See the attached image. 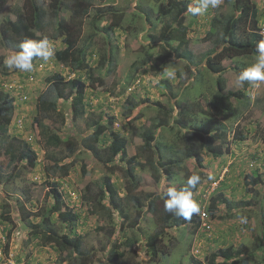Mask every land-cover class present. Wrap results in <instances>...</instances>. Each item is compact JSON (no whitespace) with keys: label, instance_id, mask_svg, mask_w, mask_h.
I'll return each mask as SVG.
<instances>
[{"label":"rangeland","instance_id":"374dc122","mask_svg":"<svg viewBox=\"0 0 264 264\" xmlns=\"http://www.w3.org/2000/svg\"><path fill=\"white\" fill-rule=\"evenodd\" d=\"M15 1L20 3V0H7L5 6L0 9V20L9 13L11 4ZM47 1L43 0V2ZM91 1L100 2V0ZM107 3L118 11H124L125 14L121 21L122 30H117L116 36L105 37L100 34L89 59L90 65L95 68L93 73L96 74L100 67L98 61L105 51L107 39L115 47L112 71L102 77V82L105 84L96 83L92 86L87 80V70L80 72L72 70L67 63L56 60L54 56L48 61L41 58L36 60L30 72L8 68V75L0 73V94L8 93L14 97L13 122L9 127V134L17 135L19 141H28L36 154V164L32 167L23 165L20 174L15 178H11L14 169L10 167L13 165L1 170L0 213L9 210L13 215L17 216L18 213L21 218L28 217L27 219L37 223L43 208L46 207L47 192L52 187V182L57 181L59 184L57 188L61 192L63 201L66 200L69 206L76 208L82 219L78 233L82 238V248L93 254L92 261L99 264L104 259V252L111 247L115 238L121 242L127 235L138 233L135 236L137 242L129 248H123L126 255L125 263L135 264L142 259L145 240L138 227L133 225L125 227L127 233L125 235L122 231L115 230L120 221L118 212L112 214L113 219L109 215H103L102 210L99 209L89 213L88 198L98 190L102 178L109 177L119 195L123 197L124 207L128 208L127 211L133 219L135 213L131 201L124 198L130 188L126 166L116 164L113 170L106 169L99 162H92L89 152H83L76 161L72 156L70 158L66 156L67 160L75 161L67 175L50 177L44 171L42 161L50 160L52 157L62 158L67 153L62 148L55 149L50 146L48 152L42 149L41 143L44 142L40 135L42 129L33 122L36 116V98L44 91L47 78L55 73L61 74L66 79L69 76L80 79L86 86V107L71 123L83 135L86 134L91 122L101 121L107 124L108 128L102 136L103 140L109 142L113 134H120L126 138L128 156L137 153V147L141 144V135L160 124L163 119L160 109L162 107L164 110L170 109L177 99L186 97L193 103L200 102L211 113V116L206 117L199 113L198 118L218 119L221 113L217 114L214 108L218 94L213 91L214 77L207 68L206 61L210 50L216 44L221 45L223 36L213 27L211 19L214 16L223 19L235 13L243 4L253 3L258 10V27L261 29L264 23V0H222L217 8H209L206 14L198 15L188 33L189 41L186 43L188 59L172 57L173 54L167 46L160 47L161 40L157 41L160 30L172 16L161 12L154 0H104L103 4ZM193 3L195 0H191L188 6L191 7ZM44 7L47 9V6ZM149 8L150 21L146 22L145 12ZM49 12L47 10V13ZM62 15L67 18L70 12L63 11ZM103 25H106V21L100 23L101 27ZM54 28L53 20L49 21L42 35L56 49L63 46V36H54ZM89 28L86 23L82 34L90 33ZM147 50L152 51L153 54L148 60L144 58L146 62L139 65L140 59L148 53ZM10 56L12 55H6L5 51L0 49V58L5 60ZM256 59L257 56L251 54L232 56L219 60L217 64L223 71L225 70L224 76L230 77L233 74L231 67L235 63L246 69L253 65ZM155 63H158V66L161 64V69L163 65L165 66L161 71L155 72L152 66ZM168 70L175 72L174 78L165 76ZM28 73L31 76L26 78L24 74ZM194 80L197 83L191 89L189 86ZM245 95L249 99L248 108L244 109V105L239 104L238 118L231 126L233 131H242L243 139H236L235 132H231L228 139L231 143L230 154L215 160L209 158L212 165L204 172L211 174V177L209 181L201 183L193 194V198L200 205V211H205V207L210 202H215L220 207L224 206L222 202L224 199L232 202V206L237 205L235 208L238 209L229 218L219 214L208 215L207 222L211 226L209 225V228L200 226L196 231H188L189 243L181 238L176 245H171L170 255L165 259L169 263L166 264H192L196 260L201 264H240L238 261L241 256L240 250L251 251L254 254L252 264H264V228L259 226V212L264 210V187L261 188V196L254 195L246 193L244 183L245 172L252 168L264 171V81L251 82L247 86ZM130 105H133L131 110H129ZM166 116L170 120L169 115ZM56 117V120L63 121L62 126L60 122L50 119L48 128L60 134L70 123V116ZM57 127L62 130L57 132ZM82 167H85L84 173ZM191 171L194 172V169L191 168ZM132 175L142 189L154 190L156 180L148 168L135 166ZM245 214L249 218L246 223H241L239 218ZM15 218L12 219L14 221L12 230L8 222L0 224V251L4 256L0 264H71L64 258L65 252L58 253L49 246L38 244L33 248L28 246L24 248V243L19 246L17 241L14 243L13 236L17 237V230L21 226ZM51 221L56 228H60V221L55 215L51 217ZM148 224L146 228L149 229L150 226V229L147 232L156 227L152 222ZM183 233L185 234V230ZM26 234L27 232H23V236ZM170 239L171 235L168 234L161 238V243L166 249L170 245ZM222 248L232 250L233 256L229 261L216 259V252ZM86 264L90 262L87 261Z\"/></svg>","mask_w":264,"mask_h":264},{"label":"trees","instance_id":"16d2710c","mask_svg":"<svg viewBox=\"0 0 264 264\" xmlns=\"http://www.w3.org/2000/svg\"><path fill=\"white\" fill-rule=\"evenodd\" d=\"M154 1L161 12L172 16L160 30V36L157 38V41L161 40L160 47L167 46L170 53L173 54L172 57L188 59V55H186L188 33L190 26L198 16L188 10L191 0ZM103 2L104 0H100L98 3H93L91 0H48L47 2L20 0V3L15 1L14 4H11L9 13L0 20V49L2 48L6 55H14L20 51V45L24 41L44 39L42 31L47 27L49 21L53 20L55 23L54 36H63V46L54 51L55 59L67 63L72 70L77 72L87 70V80L92 86H95L96 83L103 85L105 82H102V77L112 71L115 47L106 38L105 51L98 61L100 67L96 74L93 73L95 68L90 65L89 59L97 44L98 36L100 34L105 37L116 36L115 32L122 28L121 21L125 14L124 11H118L112 7L113 5L103 4ZM6 3L7 0H0V9ZM44 6H47V9ZM194 6H196L195 3L191 7ZM47 10L50 12L47 13ZM63 11H69V17H63ZM150 11L149 8L145 12L146 20H144L146 22L150 21ZM258 15V10L253 3H245L230 16L227 15L223 19L214 16L211 19L213 27L218 29L223 36L221 45L217 46L216 44L210 50L206 61V66L214 77L213 91L218 94L214 108L217 114L221 113L220 118H205L211 116V113L200 102L193 103L186 97L177 99L170 109L164 110L163 107L160 109L163 119L159 125H155L141 135V144L137 147V153L134 155L128 156L126 138L120 134H113L109 142L103 140L102 136L108 126L101 121L91 122L84 135L75 129L71 121L73 122L75 116H80L86 107V86L80 79L75 77L66 79L61 74L55 73L47 78L44 91L36 98V116L33 118V122L39 129H42L40 131V135L44 139V142L41 143L42 149L48 152L50 147L62 148L67 153L62 158L52 157L50 160L42 161L44 171L50 177L67 175L69 168H72L79 154L83 152H89L92 162H99L106 169L113 170L116 164L126 166L125 171L129 173L127 177L130 188L124 198L131 201V207L135 213L133 219L127 211L128 208L124 207L123 197L119 195L109 177H103L98 190L88 198L89 213L99 209L102 210L103 215L111 217L115 211L118 212L120 221L115 230L122 231L125 235L127 234L125 227L130 225L138 227L137 229L142 232L145 240L142 259L135 264L169 263L165 259L170 255V246L176 245L181 238L189 243L190 236H187V232L196 231L200 227L198 214H194L191 220L186 221L166 213L163 209L164 193L173 186L177 189L184 187L190 176L198 175L200 182L195 189H192L194 194L199 185L209 181L211 177V174L204 172L212 165L209 158L215 160L230 154L231 143L228 139L231 132H235L236 139H243L242 131H233L231 126L233 121L238 118L239 104L244 105V109L248 108L249 99L245 92L251 82L246 81L243 87L236 85L237 75L245 70L242 65L235 63L231 67L233 74L226 77L224 76L225 70L223 71L217 63L221 59L232 56L258 55L257 44L263 40L260 32L262 28L258 27ZM103 21H106V25L101 27L100 23ZM86 23L90 27V33L83 35L82 30ZM114 45L117 44L114 42ZM149 46L148 48H150ZM149 50H147L148 53L145 51L146 54L140 59L139 65L144 64L146 59L151 57L153 52ZM38 59L40 58H33V65ZM152 66H154L155 72H158L165 65L162 69L161 64L158 66V63ZM7 69L4 59L0 58V73L8 75ZM24 75L26 78L31 76L29 73ZM196 83L194 80L189 88L196 86ZM189 88L187 87V89ZM168 98L170 99L169 96ZM13 102V95L0 94V182L2 169L13 165L10 167V169H14L11 178H15L20 174L23 165L32 167L36 164L35 151L31 149L28 141H19L17 135L9 134V127L13 122ZM132 107L133 105H130L129 110ZM199 113L205 117L198 118ZM54 114L63 118L65 115L70 116V123L65 129L57 127V132L62 130L60 134L52 132L48 128L50 119L60 122L62 126L63 121L56 120L57 117ZM166 115H169L170 120ZM66 156L68 158L72 156L75 161L74 159L67 160ZM135 166L149 169L156 180L154 181V190H144L136 183V179L132 175ZM191 168L194 169V172L191 171ZM82 169L84 173L85 167ZM252 169L244 173L245 191L249 194L260 195L261 188L264 187V171ZM51 185L52 187L47 192L46 207L43 208L37 223L27 219L28 217L21 218L18 213L16 216L9 210H5L0 213V224L8 222L11 224L12 230L13 217H16L15 220L21 223L17 230V237L13 236V242L17 241L18 246L22 243H24V248L27 246L33 248L38 244L49 246L58 253L65 252L64 258L71 264H86L87 261L90 264H95L92 261L93 254L82 248V238L78 233L82 219L76 208L69 206L66 200L63 201L61 192L57 188L59 186L57 181H53ZM222 202L224 206L221 207L215 202L208 203L204 209L207 218L210 214L224 215L229 218L238 209L235 208L237 205L232 206L233 203L226 199ZM53 215L59 219L60 228H56L52 223ZM243 217L246 220L249 218L247 214ZM23 219L25 220L23 221ZM150 222L156 227L147 232L150 226L149 229L146 226ZM209 225L211 226V224ZM259 226L264 228V210L259 212ZM183 230H185V234ZM23 232H27L26 236H23ZM136 234L138 233L127 235L121 242L115 238L111 247L104 252V259L99 264H126L124 261L126 259L125 249L123 248H129L137 242ZM166 234L171 235L170 245L167 246V249L161 243V238H164ZM36 239L39 241L37 242ZM6 241L8 242L7 239ZM239 253H241L240 259H238L240 264H252L254 254L251 251L240 250ZM232 256V250L227 248H222L215 254L216 259L220 258L222 261H229ZM192 264H201V262L196 260Z\"/></svg>","mask_w":264,"mask_h":264},{"label":"clouds","instance_id":"9594fccd","mask_svg":"<svg viewBox=\"0 0 264 264\" xmlns=\"http://www.w3.org/2000/svg\"><path fill=\"white\" fill-rule=\"evenodd\" d=\"M222 3V0H195L196 6L190 7L188 10L193 15H204L209 8H217ZM55 49L50 41L45 37L39 41L26 40L20 45V51L4 60L6 67L17 69L24 72H30L33 69V58H41L48 61L53 58ZM257 59L250 67L237 75L236 85L243 87L247 82L264 81V40L257 44ZM168 78H174L175 72L168 70L165 72ZM200 182L198 175L190 176L186 185L180 189L175 186L170 187L164 193L165 199L163 209L166 213H170L184 220H191L194 214L200 212L199 203L193 198V191ZM241 223H246L245 217L241 216Z\"/></svg>","mask_w":264,"mask_h":264},{"label":"built area","instance_id":"2783aa9c","mask_svg":"<svg viewBox=\"0 0 264 264\" xmlns=\"http://www.w3.org/2000/svg\"><path fill=\"white\" fill-rule=\"evenodd\" d=\"M260 32H261L263 40H264L263 27H262ZM71 77L72 76H69L68 78H71ZM198 215H199V218H200V226L203 227V228H209V224L207 222V215H206L205 211H200ZM3 259H4V256H3L2 252L0 251V260H3ZM9 263H11V261H9Z\"/></svg>","mask_w":264,"mask_h":264}]
</instances>
